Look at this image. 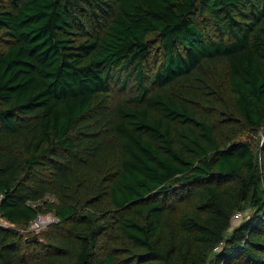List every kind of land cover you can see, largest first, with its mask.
Instances as JSON below:
<instances>
[{"label":"trees","instance_id":"16d2710c","mask_svg":"<svg viewBox=\"0 0 264 264\" xmlns=\"http://www.w3.org/2000/svg\"><path fill=\"white\" fill-rule=\"evenodd\" d=\"M0 196V264H264V0H0Z\"/></svg>","mask_w":264,"mask_h":264},{"label":"built area","instance_id":"2783aa9c","mask_svg":"<svg viewBox=\"0 0 264 264\" xmlns=\"http://www.w3.org/2000/svg\"><path fill=\"white\" fill-rule=\"evenodd\" d=\"M2 196H0L1 200ZM243 214L241 212H237L233 216V223L239 221L242 219ZM58 218L54 214V212H46V213H40L36 219H34L28 227L22 229V232L25 234H36L46 227H48L50 224L57 222ZM0 227L4 228H10L12 227L8 222L4 221L2 218H0Z\"/></svg>","mask_w":264,"mask_h":264},{"label":"water","instance_id":"95a60500","mask_svg":"<svg viewBox=\"0 0 264 264\" xmlns=\"http://www.w3.org/2000/svg\"><path fill=\"white\" fill-rule=\"evenodd\" d=\"M37 239V235L35 234L33 237H30L29 240H35Z\"/></svg>","mask_w":264,"mask_h":264},{"label":"rangeland","instance_id":"374dc122","mask_svg":"<svg viewBox=\"0 0 264 264\" xmlns=\"http://www.w3.org/2000/svg\"><path fill=\"white\" fill-rule=\"evenodd\" d=\"M239 221L236 222V224L238 223Z\"/></svg>","mask_w":264,"mask_h":264}]
</instances>
